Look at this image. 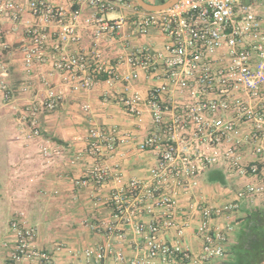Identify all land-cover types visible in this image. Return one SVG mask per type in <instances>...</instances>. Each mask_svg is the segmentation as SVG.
I'll use <instances>...</instances> for the list:
<instances>
[{
    "label": "built area",
    "instance_id": "2783aa9c",
    "mask_svg": "<svg viewBox=\"0 0 264 264\" xmlns=\"http://www.w3.org/2000/svg\"><path fill=\"white\" fill-rule=\"evenodd\" d=\"M82 1L95 9L84 19L80 7L50 0H0V52L9 48L2 24L22 22L26 64L51 63L74 92L89 91L102 79L130 85L140 71L152 76L156 83L146 97L134 92L123 103L138 123L149 115L152 128L137 146L152 150L156 163L149 179L126 180L107 158L122 144L136 143L134 136L116 127H92L87 154L93 163L76 184L101 187L114 182L113 213L99 226L104 241L77 248L59 245L57 251L68 256L59 260L55 251L39 245L37 227L19 212L10 222L14 244L6 264H217L225 256L228 231L218 219L238 210L243 200L264 206V0H179L160 12L145 10L133 0ZM81 23L97 39L132 27L140 34L156 29L167 41L160 49L131 48L116 64H108L99 48L69 52L83 41ZM123 67L126 71L121 72ZM2 69L0 64V94L10 103L14 90ZM66 92L49 88L44 108H57ZM29 118L28 138H41L38 115H24ZM245 143L256 156L247 164L241 158ZM40 151L49 158L61 154L48 141ZM220 163L252 180L225 204L195 203L202 246L194 252L184 245L193 214H181V192Z\"/></svg>",
    "mask_w": 264,
    "mask_h": 264
},
{
    "label": "crops",
    "instance_id": "0c3cea01",
    "mask_svg": "<svg viewBox=\"0 0 264 264\" xmlns=\"http://www.w3.org/2000/svg\"><path fill=\"white\" fill-rule=\"evenodd\" d=\"M50 1L67 7H80L82 19L95 12L82 0ZM149 1L159 3V0ZM25 3L22 1V4ZM119 14L117 11L114 16ZM24 17L28 14L25 13ZM2 27L7 31L4 39L9 48L0 52V64L4 77L14 90V97L7 103L0 94V244L4 240V247L8 248L6 252H0V264H6L8 252L14 244L10 222L19 212H24L37 227L39 245L55 251L59 260H64L68 256L65 251H57L59 245L77 248L104 241L99 226L113 213L110 201L114 186L112 180L101 187L76 184L93 163L87 154L92 127H116L121 132H131L136 143L119 146L115 154L107 158L108 163L114 171L120 170L126 180L150 178L156 156L152 150L142 151L137 146L152 128L150 117L146 113L145 122L138 123L127 113L123 98L134 92L146 97L156 81L140 71L130 85L123 81L109 84L102 79L89 91L74 92L51 63L43 66L26 64L22 46L27 36L22 22L8 21ZM78 30L83 41L80 45L70 46L69 52L99 48L108 64H116L120 56L131 48L148 46L160 49L167 41L156 29L140 34L127 27L120 35H106L98 39L93 30L83 23ZM124 71L125 67L121 69V72ZM26 85L30 88L23 91ZM49 88L58 91L67 89L66 97L54 110L44 108L43 104ZM32 113L38 115L41 138H28L32 126L30 118L24 119V115ZM47 141L61 154L50 158L43 155L40 148ZM241 158L246 164L255 160L251 144H244ZM251 180V177H242L230 171L225 163H220L200 174L197 185L181 192V214H193L184 245L194 252L202 246L197 233L200 217L199 212L194 210L196 202L225 204L235 199L237 191ZM257 207L264 208L259 202L243 200L238 210L218 219L228 231L226 253L217 260V264H258L254 258L256 250L247 244L246 239L240 238L246 216Z\"/></svg>",
    "mask_w": 264,
    "mask_h": 264
},
{
    "label": "trees",
    "instance_id": "16d2710c",
    "mask_svg": "<svg viewBox=\"0 0 264 264\" xmlns=\"http://www.w3.org/2000/svg\"><path fill=\"white\" fill-rule=\"evenodd\" d=\"M146 1L150 2L149 0ZM164 1L166 0H159V3ZM244 221V232L240 238L246 239L247 244L256 250L254 258L258 264H264V208H254L248 213Z\"/></svg>",
    "mask_w": 264,
    "mask_h": 264
},
{
    "label": "water",
    "instance_id": "95a60500",
    "mask_svg": "<svg viewBox=\"0 0 264 264\" xmlns=\"http://www.w3.org/2000/svg\"><path fill=\"white\" fill-rule=\"evenodd\" d=\"M179 0H166L162 3H151L146 0H135V2L145 10L160 12L170 9L174 6Z\"/></svg>",
    "mask_w": 264,
    "mask_h": 264
},
{
    "label": "rangeland",
    "instance_id": "374dc122",
    "mask_svg": "<svg viewBox=\"0 0 264 264\" xmlns=\"http://www.w3.org/2000/svg\"><path fill=\"white\" fill-rule=\"evenodd\" d=\"M6 241V240H5ZM1 247H0V252L2 253V252H6L7 250H8V248L7 247H4V240H3V242H1Z\"/></svg>",
    "mask_w": 264,
    "mask_h": 264
}]
</instances>
